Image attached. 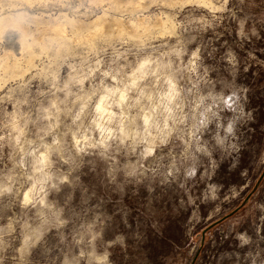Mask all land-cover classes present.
I'll use <instances>...</instances> for the list:
<instances>
[{
  "label": "clouds",
  "instance_id": "1",
  "mask_svg": "<svg viewBox=\"0 0 264 264\" xmlns=\"http://www.w3.org/2000/svg\"><path fill=\"white\" fill-rule=\"evenodd\" d=\"M0 264H264V0H0Z\"/></svg>",
  "mask_w": 264,
  "mask_h": 264
}]
</instances>
